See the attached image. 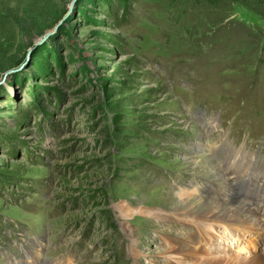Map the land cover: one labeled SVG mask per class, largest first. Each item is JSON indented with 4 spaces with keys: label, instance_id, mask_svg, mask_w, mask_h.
<instances>
[{
    "label": "rangeland",
    "instance_id": "1",
    "mask_svg": "<svg viewBox=\"0 0 264 264\" xmlns=\"http://www.w3.org/2000/svg\"><path fill=\"white\" fill-rule=\"evenodd\" d=\"M255 174L262 4L0 0V264L29 251L50 264H250L264 256ZM183 193L235 200L261 225L176 216Z\"/></svg>",
    "mask_w": 264,
    "mask_h": 264
},
{
    "label": "bare ground",
    "instance_id": "2",
    "mask_svg": "<svg viewBox=\"0 0 264 264\" xmlns=\"http://www.w3.org/2000/svg\"><path fill=\"white\" fill-rule=\"evenodd\" d=\"M242 161H243V158H241L240 162H242ZM217 172H218V170H217ZM220 173H222V172H220ZM227 183L229 184L228 181H227ZM225 190H227V189H225ZM179 196H180V202H178L177 204H175V206H173V210H174L173 213L176 216H178L179 214H182V213H184V214L193 213L194 214L195 211H198V212L203 211V215H205V216H202V217H204L205 221L207 220V221L212 222L213 220H217L214 223H217V224H220V225L221 224L222 225L223 224H226V225L229 224L230 226H233L235 228L238 227V226L241 227L242 225L247 224V223H250L251 226L252 225H254V226L255 225H258V226L261 225L260 223H258L260 221L257 220L256 216L254 215L255 213H253V211L251 209H249L248 207H245V206L242 207L241 204H239V205L237 204L236 205V203H234L235 200H233V201L231 200L230 202L216 201V200H213L212 198H210V199H206V198L202 199L203 197L202 198H200V197L197 198V197H194L193 195L191 196V195L184 194V193L182 195L180 194ZM233 209H235V211ZM227 212H230V216L229 217L227 216L225 218V221H223V220L221 221V220L216 219L218 217H220L221 219H224L225 216H223V214H225ZM217 214H222V215L219 216ZM208 215H212V216L211 217L210 216L207 217ZM194 237H195V235L194 236H190L191 239L190 238L189 239L191 241L195 242ZM173 252H176L175 254H178L179 252H182V250L179 247H177V250L173 249ZM209 260L210 261H200L199 263H195V264H221V262H223L221 259H209ZM249 260H252V262L250 264H252V263L253 264H264V256L263 255H256V256L250 258ZM249 262H248V264H249ZM245 263H246V261H245Z\"/></svg>",
    "mask_w": 264,
    "mask_h": 264
},
{
    "label": "trees",
    "instance_id": "3",
    "mask_svg": "<svg viewBox=\"0 0 264 264\" xmlns=\"http://www.w3.org/2000/svg\"><path fill=\"white\" fill-rule=\"evenodd\" d=\"M177 0H170L171 3H175ZM257 1L259 4H262L264 6V0H255Z\"/></svg>",
    "mask_w": 264,
    "mask_h": 264
}]
</instances>
